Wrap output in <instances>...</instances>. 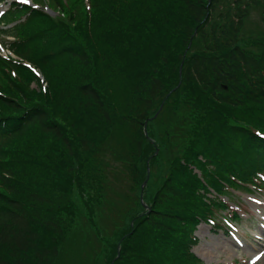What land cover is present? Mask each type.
Wrapping results in <instances>:
<instances>
[{"label":"trees","instance_id":"1","mask_svg":"<svg viewBox=\"0 0 264 264\" xmlns=\"http://www.w3.org/2000/svg\"><path fill=\"white\" fill-rule=\"evenodd\" d=\"M47 2L0 28V264H202L198 226L239 221L224 198L264 183V33L245 30L264 0ZM113 163L132 195L108 239Z\"/></svg>","mask_w":264,"mask_h":264},{"label":"rangeland","instance_id":"2","mask_svg":"<svg viewBox=\"0 0 264 264\" xmlns=\"http://www.w3.org/2000/svg\"><path fill=\"white\" fill-rule=\"evenodd\" d=\"M7 1L0 0V13L8 8ZM44 1L38 0L37 2L39 5L45 7L48 0ZM30 2L31 0L28 3ZM1 24L3 25V23ZM245 30L247 34L257 35L264 33V20L259 10L251 12L247 19ZM2 38L3 41L0 40V43H5L4 45L0 44V51L6 56L8 54V49L5 47L8 46L6 41L13 39L12 37L5 38L4 35ZM32 89H38L36 84L32 85ZM165 130H167V136H163L164 138L161 140L160 161H168L169 158L166 159V157L176 154L170 149L171 145L178 148L179 145L183 144L181 142L182 137L179 136L180 134L175 133L176 130L171 124L166 126ZM112 165L115 167V172L109 184L107 201L100 208L102 209V213H100L99 209V211L96 210L98 213L95 218L96 225L102 230L103 236L101 235V237L108 239H111L114 235L112 229L115 228L117 222H119V225L121 224V220L124 219V212L129 207L128 197L130 198L132 195L131 190L127 186L129 182H126L127 175L125 169L118 163H113ZM155 169L158 173L156 167ZM155 171H152L153 173L150 174L151 179L149 178L148 182L145 181L143 183L145 187L148 183L152 185L155 179L157 180L158 174H155ZM224 200L229 201L228 203L232 206V209L240 215L238 224L232 226L229 219L228 223L220 220L217 227L207 225L206 223L201 224L195 233L199 243L193 249L194 254L200 259L202 264H264V183L260 184L258 188L231 189ZM220 215L223 216L224 214L219 213L218 219ZM80 229L89 232L86 220H82ZM90 230H92L91 227ZM85 237L90 238L93 242L98 238L97 236L95 238L93 234L85 235ZM82 243L84 247L86 245L89 247V243L86 240L83 239ZM79 248H82L81 245ZM88 252L90 250H87ZM94 253L96 255V252ZM81 260H86V255L73 254L66 264H80ZM91 261L97 264L106 263L101 256L97 259L93 257Z\"/></svg>","mask_w":264,"mask_h":264},{"label":"snow or ice","instance_id":"3","mask_svg":"<svg viewBox=\"0 0 264 264\" xmlns=\"http://www.w3.org/2000/svg\"><path fill=\"white\" fill-rule=\"evenodd\" d=\"M21 2L24 4H28L29 0H21ZM258 135H260V134H258ZM262 138H264V136H262Z\"/></svg>","mask_w":264,"mask_h":264},{"label":"bare ground","instance_id":"4","mask_svg":"<svg viewBox=\"0 0 264 264\" xmlns=\"http://www.w3.org/2000/svg\"><path fill=\"white\" fill-rule=\"evenodd\" d=\"M257 237H259V236L257 235Z\"/></svg>","mask_w":264,"mask_h":264}]
</instances>
